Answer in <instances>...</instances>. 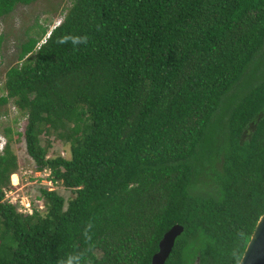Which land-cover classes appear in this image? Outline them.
Masks as SVG:
<instances>
[{"label":"trees","instance_id":"obj_1","mask_svg":"<svg viewBox=\"0 0 264 264\" xmlns=\"http://www.w3.org/2000/svg\"><path fill=\"white\" fill-rule=\"evenodd\" d=\"M39 1L0 0V20ZM18 58L0 105L26 114L37 171L75 197L8 204V142L0 264H152L176 225L167 264L241 263L264 216V0H72Z\"/></svg>","mask_w":264,"mask_h":264},{"label":"rangeland","instance_id":"obj_2","mask_svg":"<svg viewBox=\"0 0 264 264\" xmlns=\"http://www.w3.org/2000/svg\"><path fill=\"white\" fill-rule=\"evenodd\" d=\"M72 7V0H40L28 7H18L17 10L4 19L0 20V38H3L0 48V99L7 96L5 89L7 72L21 64L19 61V49L32 37H39L43 29L50 33L60 26L64 21L69 9ZM48 39V37H47ZM45 42V41H44ZM238 93L234 90L231 96ZM223 111L219 117L225 113ZM28 118L17 110L14 102L7 105H0V148L6 147L8 142L18 157L19 170L16 177L12 178V185L6 191L10 195L9 201L16 203L18 209L21 203L30 201L33 208L43 211L45 205L39 200L41 189L47 187L56 191L67 202L75 197L72 191L65 189L61 184L51 183L50 172L39 173L34 161L29 157L26 144L22 136L27 128ZM50 140L53 146L50 150V157L70 158V147L62 142L56 143L55 138L42 136L43 145ZM1 153V152H0ZM17 185V186H14ZM12 191V193H10Z\"/></svg>","mask_w":264,"mask_h":264},{"label":"water","instance_id":"obj_3","mask_svg":"<svg viewBox=\"0 0 264 264\" xmlns=\"http://www.w3.org/2000/svg\"><path fill=\"white\" fill-rule=\"evenodd\" d=\"M184 231V227L176 225L165 234L160 243L159 252L153 257L152 264L168 263L176 242ZM240 264H264V216L261 218Z\"/></svg>","mask_w":264,"mask_h":264},{"label":"built area","instance_id":"obj_4","mask_svg":"<svg viewBox=\"0 0 264 264\" xmlns=\"http://www.w3.org/2000/svg\"><path fill=\"white\" fill-rule=\"evenodd\" d=\"M45 43V42H44ZM4 146H1L0 148V152L3 153L4 152ZM14 178V176L12 177ZM14 186H17V185H14ZM8 191H5V194H6V199L5 201L10 204V205H13V206H16L17 207V204L16 203H12L9 201V198H10V195L7 194ZM12 193V191L10 192ZM22 204V207L19 210L20 213L22 214H25V215H32L33 212H34V208H33V205L30 201H28L27 203H21ZM18 208V207H17Z\"/></svg>","mask_w":264,"mask_h":264},{"label":"clouds","instance_id":"obj_5","mask_svg":"<svg viewBox=\"0 0 264 264\" xmlns=\"http://www.w3.org/2000/svg\"><path fill=\"white\" fill-rule=\"evenodd\" d=\"M49 37V36H48ZM63 42V41H62ZM74 43H80L79 39H75ZM80 258L77 256H71L67 259L66 264H79Z\"/></svg>","mask_w":264,"mask_h":264},{"label":"bare ground","instance_id":"obj_6","mask_svg":"<svg viewBox=\"0 0 264 264\" xmlns=\"http://www.w3.org/2000/svg\"><path fill=\"white\" fill-rule=\"evenodd\" d=\"M14 177H16V176H14Z\"/></svg>","mask_w":264,"mask_h":264}]
</instances>
